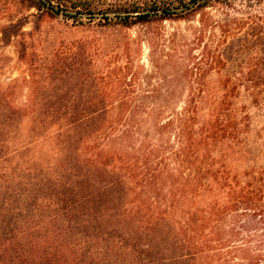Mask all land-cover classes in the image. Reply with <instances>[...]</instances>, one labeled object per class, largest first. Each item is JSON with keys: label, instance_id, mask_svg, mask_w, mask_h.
I'll list each match as a JSON object with an SVG mask.
<instances>
[{"label": "trees", "instance_id": "1", "mask_svg": "<svg viewBox=\"0 0 264 264\" xmlns=\"http://www.w3.org/2000/svg\"><path fill=\"white\" fill-rule=\"evenodd\" d=\"M17 2L98 29L190 21L223 3ZM72 55L33 107L0 88V264H264V111L238 107L226 77L213 91L221 51L175 73L171 87L191 90L139 98L120 91L132 80L80 81L86 58Z\"/></svg>", "mask_w": 264, "mask_h": 264}, {"label": "rangeland", "instance_id": "2", "mask_svg": "<svg viewBox=\"0 0 264 264\" xmlns=\"http://www.w3.org/2000/svg\"><path fill=\"white\" fill-rule=\"evenodd\" d=\"M222 1L221 7L207 9L190 21L98 29L47 19L17 0H0V88L9 91L14 106L33 107L42 90L52 95V89L61 86L57 63L69 62V56L79 52L86 58L84 65L87 63L86 72L76 75L80 81L94 75L101 77L104 89H110L111 79L121 80L119 84L132 80V87L124 85L120 91L125 90V95L131 91L137 98L172 90L186 92L191 88L171 87L175 73L193 63L203 66L221 51L226 67L215 75L213 91L221 93L224 88L219 77H226L228 87L240 94L237 106L259 113L264 111V0ZM10 32L17 36L9 38ZM21 53H25L24 59ZM90 59L92 64H88ZM34 76L39 86L33 84ZM137 98L131 106L143 104ZM256 121L264 126V117Z\"/></svg>", "mask_w": 264, "mask_h": 264}]
</instances>
